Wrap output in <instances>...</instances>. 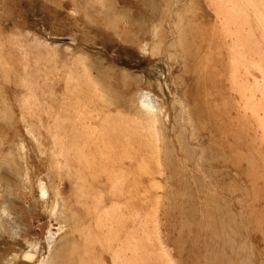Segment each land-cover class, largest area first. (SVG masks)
<instances>
[{
	"label": "rangeland",
	"instance_id": "rangeland-1",
	"mask_svg": "<svg viewBox=\"0 0 264 264\" xmlns=\"http://www.w3.org/2000/svg\"><path fill=\"white\" fill-rule=\"evenodd\" d=\"M84 231L98 264H264V0H0V264Z\"/></svg>",
	"mask_w": 264,
	"mask_h": 264
},
{
	"label": "bare ground",
	"instance_id": "bare-ground-1",
	"mask_svg": "<svg viewBox=\"0 0 264 264\" xmlns=\"http://www.w3.org/2000/svg\"><path fill=\"white\" fill-rule=\"evenodd\" d=\"M140 98L142 101V107H144L146 112L145 114L148 116L152 115L157 107L153 98L148 93H141ZM103 168L106 169V167ZM106 170H104L106 174L115 173V171H112L111 169ZM6 210L7 209L4 208V212ZM90 237L91 232L84 231L78 238H68L62 244L53 245L55 235L50 234L49 243L51 246V253L48 256L42 255L41 258H38L36 264H98L96 262L97 260L93 263L92 257H87L88 253L91 251V247L89 246L90 240L88 241ZM82 244H84V246ZM38 254L39 247L34 246L31 247L24 256L31 260H36ZM88 260H90V262H88Z\"/></svg>",
	"mask_w": 264,
	"mask_h": 264
}]
</instances>
